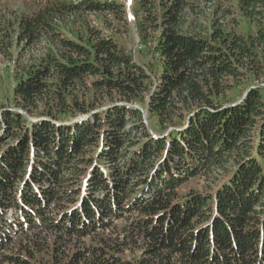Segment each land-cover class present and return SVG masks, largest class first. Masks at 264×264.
<instances>
[{
	"label": "trees",
	"instance_id": "16d2710c",
	"mask_svg": "<svg viewBox=\"0 0 264 264\" xmlns=\"http://www.w3.org/2000/svg\"><path fill=\"white\" fill-rule=\"evenodd\" d=\"M131 10L146 67L117 36L118 0L16 21L33 60L2 76L22 112L0 115V255L16 241L0 264H264V87L230 95L264 81V0Z\"/></svg>",
	"mask_w": 264,
	"mask_h": 264
},
{
	"label": "rangeland",
	"instance_id": "374dc122",
	"mask_svg": "<svg viewBox=\"0 0 264 264\" xmlns=\"http://www.w3.org/2000/svg\"><path fill=\"white\" fill-rule=\"evenodd\" d=\"M121 2L125 10L128 14V31L126 30H120L118 31L119 34L117 35L118 37H122L120 40L121 42L125 45V49L133 55L134 62L138 64L139 66H148L150 62H156V59H152V53L148 48H144V46L140 42V38L138 35V29H137V21L135 18L134 12L131 10V4L132 0H118ZM46 3V0H0V43L1 41L4 42L6 45L9 40L13 41L12 45V52H9V50H6L7 48L3 46L2 48L0 47L1 53L4 54L6 51L8 52V57H5L4 55H0V115L2 111L4 110H11V111H21L20 109H16L13 102H12V97H11V87L13 83L9 80L6 81L5 78L2 76H5L6 74V68L8 66H25L26 64L30 63L33 60V55L32 53L30 54L28 50V46H24L23 40L18 39V33H17V26H15L16 21H18V18L20 15H32V13L38 11L44 4ZM214 6L210 5L208 6V12L211 13L213 11ZM212 15V13H211ZM104 16H107V14H104ZM88 20L92 22L93 25H100L101 22L99 19H97L94 15H88ZM104 18V17H103ZM1 45V44H0ZM24 46V47H23ZM40 48L39 52H33L36 56H41L44 53V50L47 48L44 45H39ZM35 51L38 49H34ZM149 52V54H148ZM31 60V61H30ZM30 61V62H29ZM258 87H264V81L258 80L254 81V84L250 82V80L246 81L245 83L242 84L240 87L241 91L239 95H236L235 93H230L233 94V96H237L235 99L239 98L240 95L245 96L247 93L248 89H254ZM249 89V90H250ZM9 91V92H8ZM147 102V99L145 100ZM146 105H137L138 108L141 109L143 112V120L145 125L147 126V131L149 132L150 129V123L153 125L154 120L148 117L147 111H146ZM106 108V107H105ZM31 119L35 120L34 118L31 117ZM156 122V121H155ZM158 122V120H157ZM156 122V123H157ZM151 125V126H152ZM149 129V130H148ZM153 129H158L160 132L164 133L165 135L168 134V130L171 128H153ZM150 133V132H149ZM13 144L12 140H5L4 143L1 146V148H7L8 146H11ZM194 182H198L199 188L203 190L204 186V177L200 176L197 177L196 180H194L190 186H194ZM6 217L10 220L13 221L15 218V214L13 211H9L6 215ZM121 224V223H120ZM20 238V237H18ZM16 244V241H13V243L8 247V249L4 252L1 251L0 258L5 255H9L11 253L9 249L13 247V245Z\"/></svg>",
	"mask_w": 264,
	"mask_h": 264
},
{
	"label": "water",
	"instance_id": "95a60500",
	"mask_svg": "<svg viewBox=\"0 0 264 264\" xmlns=\"http://www.w3.org/2000/svg\"><path fill=\"white\" fill-rule=\"evenodd\" d=\"M247 93H248V92H247ZM247 93L245 94V96L247 95ZM245 96H244V97H245ZM244 97H243V98H244Z\"/></svg>",
	"mask_w": 264,
	"mask_h": 264
}]
</instances>
